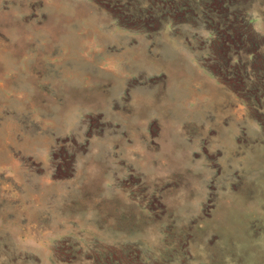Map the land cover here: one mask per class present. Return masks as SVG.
<instances>
[{"label": "rangeland", "instance_id": "rangeland-1", "mask_svg": "<svg viewBox=\"0 0 264 264\" xmlns=\"http://www.w3.org/2000/svg\"><path fill=\"white\" fill-rule=\"evenodd\" d=\"M0 264H264V0H0Z\"/></svg>", "mask_w": 264, "mask_h": 264}]
</instances>
